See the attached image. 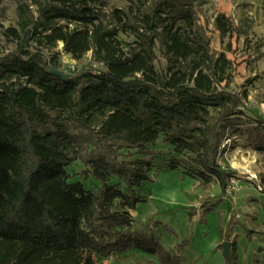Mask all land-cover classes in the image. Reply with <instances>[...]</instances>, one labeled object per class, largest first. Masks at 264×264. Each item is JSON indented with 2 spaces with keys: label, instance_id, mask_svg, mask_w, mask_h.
I'll return each mask as SVG.
<instances>
[{
  "label": "trees",
  "instance_id": "1",
  "mask_svg": "<svg viewBox=\"0 0 264 264\" xmlns=\"http://www.w3.org/2000/svg\"><path fill=\"white\" fill-rule=\"evenodd\" d=\"M107 1L32 0L34 16L17 0L16 28L4 31L16 49L0 58V264H98L131 250L181 264L151 235L131 230L129 211L145 202L137 189L150 181L152 165L125 162L119 149L149 155V146L168 135L176 154H190L195 168L187 174L202 185L215 181L225 193L234 177L217 163L225 131L243 116L240 99L215 88L225 80L228 60L209 56L189 11L168 22L158 5L152 14L137 10L139 24H133L116 10L111 24L100 11ZM177 16L184 28L175 26ZM216 23L223 35L230 32L224 17ZM120 31L134 36V47L124 48ZM159 36L167 75L154 64ZM58 44L75 62L90 53L105 70L95 75L85 66L60 79L52 74L61 68ZM61 114L80 135L67 131ZM192 123L199 126L186 132ZM259 139L256 148L264 153ZM76 161L86 167L80 175L100 183L97 190L71 181L67 168ZM178 167L169 162L164 169ZM112 177L120 184H111Z\"/></svg>",
  "mask_w": 264,
  "mask_h": 264
},
{
  "label": "rangeland",
  "instance_id": "2",
  "mask_svg": "<svg viewBox=\"0 0 264 264\" xmlns=\"http://www.w3.org/2000/svg\"><path fill=\"white\" fill-rule=\"evenodd\" d=\"M39 1L47 3L50 0ZM25 2L36 16L32 0ZM158 5L163 6V12L165 10L160 13L161 18H168V22L172 21V15L189 11L195 32L209 56L213 59L223 56L229 62L224 82L215 84V88L239 98L243 116L240 123L225 131L217 163L233 173L231 179L237 183L238 190L227 195L221 193L215 181L202 185L189 176L187 172L193 173L195 168L188 163L190 154H176L166 143L168 135H160L149 146V155H141L133 149H119L120 158L125 162L143 160L152 165L150 181L137 189V195L145 202L129 211L133 219L130 228L151 235L164 251L179 256L181 264H226L219 249L223 241L221 235L227 236L225 241L232 243L231 264H264V153L256 148L260 144L259 137H264V0H108L100 11L111 24L116 23L113 18L116 10L124 12L133 24H139L134 19L137 10L152 14ZM165 5L169 8H164ZM16 7L17 0H0V58L16 49L15 42L4 35L6 29L16 28ZM220 16L231 29L225 35L216 23ZM177 17L175 26L184 28L185 23ZM160 32L158 29L157 33ZM118 40L125 49L134 47L135 38L129 31H120ZM28 50L34 51L33 47ZM154 54L157 72L167 75L169 63L160 36L155 41ZM92 61L88 53L80 62L72 63L74 71L71 72H80ZM65 65L62 63L59 71L72 74ZM191 66L190 63L182 65L186 69ZM209 112L214 120L215 113L211 109ZM50 115L55 117L58 113ZM67 117L66 114L59 115L61 123L73 136L80 135L81 130L73 127ZM259 125L262 127L258 128ZM197 126L190 124L186 132ZM169 162H177L179 167L164 169ZM85 170L79 161L67 168L71 181L81 182L87 190H97L98 181L80 175ZM248 173L257 177L263 187L261 192L249 181ZM110 183L120 184L115 177ZM98 264L160 263L155 256L131 250L125 255L99 260Z\"/></svg>",
  "mask_w": 264,
  "mask_h": 264
},
{
  "label": "built area",
  "instance_id": "3",
  "mask_svg": "<svg viewBox=\"0 0 264 264\" xmlns=\"http://www.w3.org/2000/svg\"><path fill=\"white\" fill-rule=\"evenodd\" d=\"M55 51L59 52V58H60V62L61 65L62 63L65 65V67H67V69L70 70V72L74 71V67L72 65V63H74L75 61L72 60L69 56L65 55L62 52V44H58L57 48L55 49ZM88 70H91V72L95 75L100 74L102 71L105 70L104 64L101 62H96V61H92L89 65H88ZM71 72V73H72ZM249 174V181H252L256 184V188L259 192H261L263 190V187H261V184L259 181H257V177L254 174L248 173ZM238 190V185L237 183L231 179L226 190L225 193L227 195L232 194L233 192H236Z\"/></svg>",
  "mask_w": 264,
  "mask_h": 264
},
{
  "label": "water",
  "instance_id": "4",
  "mask_svg": "<svg viewBox=\"0 0 264 264\" xmlns=\"http://www.w3.org/2000/svg\"><path fill=\"white\" fill-rule=\"evenodd\" d=\"M52 74L59 77L62 80H68V75L59 71V70H52ZM231 247L232 243L230 241H222L219 244V249L222 252V257L225 260L226 264H231Z\"/></svg>",
  "mask_w": 264,
  "mask_h": 264
},
{
  "label": "crops",
  "instance_id": "5",
  "mask_svg": "<svg viewBox=\"0 0 264 264\" xmlns=\"http://www.w3.org/2000/svg\"><path fill=\"white\" fill-rule=\"evenodd\" d=\"M222 255V254H221Z\"/></svg>",
  "mask_w": 264,
  "mask_h": 264
}]
</instances>
